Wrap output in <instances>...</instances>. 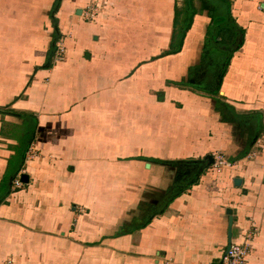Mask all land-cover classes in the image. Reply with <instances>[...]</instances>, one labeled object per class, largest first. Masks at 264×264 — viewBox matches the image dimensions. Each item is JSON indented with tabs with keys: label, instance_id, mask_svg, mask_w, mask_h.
<instances>
[{
	"label": "crops",
	"instance_id": "0c3cea01",
	"mask_svg": "<svg viewBox=\"0 0 264 264\" xmlns=\"http://www.w3.org/2000/svg\"><path fill=\"white\" fill-rule=\"evenodd\" d=\"M262 134L264 0H0V264H264Z\"/></svg>",
	"mask_w": 264,
	"mask_h": 264
},
{
	"label": "built area",
	"instance_id": "2783aa9c",
	"mask_svg": "<svg viewBox=\"0 0 264 264\" xmlns=\"http://www.w3.org/2000/svg\"><path fill=\"white\" fill-rule=\"evenodd\" d=\"M87 19H93V15H86ZM67 48L65 43V38L59 37L55 44L54 60L56 63L62 62L65 60ZM264 150V138L259 136L256 142L254 143V150L250 152L248 158L252 159L261 154ZM34 154L32 155V157ZM213 164L210 166V169L220 172L224 168L231 167L233 162L226 157L225 154L216 153L213 154ZM23 182L21 180V175L16 177L13 182L12 190H20L23 188ZM257 230L248 232L242 241L231 242L224 252L220 264H250L249 258L253 252V242L257 236Z\"/></svg>",
	"mask_w": 264,
	"mask_h": 264
},
{
	"label": "water",
	"instance_id": "95a60500",
	"mask_svg": "<svg viewBox=\"0 0 264 264\" xmlns=\"http://www.w3.org/2000/svg\"><path fill=\"white\" fill-rule=\"evenodd\" d=\"M257 139H258V137L255 138L254 143L256 142ZM208 159L210 160V165H212V164H213V158H212V156L209 157ZM26 179H27V176H25V175H22V176H21V180H22V182H24ZM25 182H26V181H25ZM25 182H24V183H25Z\"/></svg>",
	"mask_w": 264,
	"mask_h": 264
},
{
	"label": "rangeland",
	"instance_id": "374dc122",
	"mask_svg": "<svg viewBox=\"0 0 264 264\" xmlns=\"http://www.w3.org/2000/svg\"><path fill=\"white\" fill-rule=\"evenodd\" d=\"M62 37H63V38H65V36H64V35H63ZM58 39H59V38H58Z\"/></svg>",
	"mask_w": 264,
	"mask_h": 264
},
{
	"label": "bare ground",
	"instance_id": "6f19581e",
	"mask_svg": "<svg viewBox=\"0 0 264 264\" xmlns=\"http://www.w3.org/2000/svg\"><path fill=\"white\" fill-rule=\"evenodd\" d=\"M20 171V170H19Z\"/></svg>",
	"mask_w": 264,
	"mask_h": 264
}]
</instances>
